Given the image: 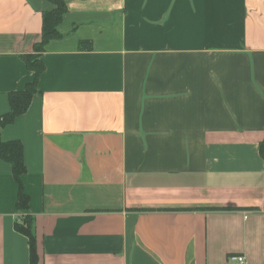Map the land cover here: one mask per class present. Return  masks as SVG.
<instances>
[{
    "label": "crops",
    "instance_id": "crops-1",
    "mask_svg": "<svg viewBox=\"0 0 264 264\" xmlns=\"http://www.w3.org/2000/svg\"><path fill=\"white\" fill-rule=\"evenodd\" d=\"M63 1L0 128L23 145L38 264H264V0ZM54 7L0 0V116ZM18 193L0 157V264H30Z\"/></svg>",
    "mask_w": 264,
    "mask_h": 264
},
{
    "label": "trees",
    "instance_id": "trees-1",
    "mask_svg": "<svg viewBox=\"0 0 264 264\" xmlns=\"http://www.w3.org/2000/svg\"><path fill=\"white\" fill-rule=\"evenodd\" d=\"M55 7L44 13L42 37L39 42L34 45L32 53L23 55L27 67L35 73L33 81L28 82L24 89L12 91L9 93V102L11 109L9 112L0 116V128L12 123L19 115L25 113L33 95L37 92L38 81L40 75L45 70V64L41 59V53L44 51L46 44L52 40L62 36L58 30V26L62 21L63 15L67 11V5L63 0H50ZM82 42L81 46H83ZM260 152L264 158V140L260 145ZM0 157L13 166V174L15 180L19 184V193L17 200V209L23 213L22 221L15 222V229L26 235L30 245V264H38V253L36 246V238L32 227V216L30 215V197L24 191L23 174L26 172V166L23 157V145L19 140L4 141L0 132Z\"/></svg>",
    "mask_w": 264,
    "mask_h": 264
},
{
    "label": "built area",
    "instance_id": "built-area-1",
    "mask_svg": "<svg viewBox=\"0 0 264 264\" xmlns=\"http://www.w3.org/2000/svg\"><path fill=\"white\" fill-rule=\"evenodd\" d=\"M231 264H248V260L243 254H231L229 256Z\"/></svg>",
    "mask_w": 264,
    "mask_h": 264
},
{
    "label": "rangeland",
    "instance_id": "rangeland-1",
    "mask_svg": "<svg viewBox=\"0 0 264 264\" xmlns=\"http://www.w3.org/2000/svg\"><path fill=\"white\" fill-rule=\"evenodd\" d=\"M23 217H24V215L22 214V215H21V218H20V219H21L20 221H22Z\"/></svg>",
    "mask_w": 264,
    "mask_h": 264
}]
</instances>
